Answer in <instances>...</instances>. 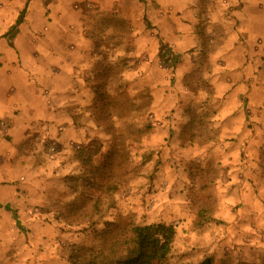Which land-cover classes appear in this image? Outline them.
<instances>
[{
	"label": "rangeland",
	"instance_id": "1",
	"mask_svg": "<svg viewBox=\"0 0 264 264\" xmlns=\"http://www.w3.org/2000/svg\"><path fill=\"white\" fill-rule=\"evenodd\" d=\"M29 1L0 0V36L30 19ZM52 1L31 4L49 16ZM245 2L55 6L92 50L94 98H73L70 123L31 138L41 157L28 174L47 197L10 229V264H72L104 232L152 223L177 228L167 264H264V6ZM96 168L117 190L100 217L75 222L65 214L103 195Z\"/></svg>",
	"mask_w": 264,
	"mask_h": 264
},
{
	"label": "crops",
	"instance_id": "2",
	"mask_svg": "<svg viewBox=\"0 0 264 264\" xmlns=\"http://www.w3.org/2000/svg\"><path fill=\"white\" fill-rule=\"evenodd\" d=\"M31 1L30 19L0 36V264H10V229L23 228L32 202L47 197L42 180L28 174L41 157L31 138L62 130L63 117L70 123L73 98H94L87 77L92 50L78 46L72 23L57 13L61 0L47 5L49 16ZM255 5L264 0L245 2Z\"/></svg>",
	"mask_w": 264,
	"mask_h": 264
},
{
	"label": "trees",
	"instance_id": "3",
	"mask_svg": "<svg viewBox=\"0 0 264 264\" xmlns=\"http://www.w3.org/2000/svg\"><path fill=\"white\" fill-rule=\"evenodd\" d=\"M114 164L112 157L108 168H112ZM91 174L94 179L101 176L103 195L90 192L82 206H75L68 215L65 214L75 222L100 217L110 192L117 190L116 185L105 180L106 172L96 168ZM92 188L93 184L87 185V189ZM103 234L98 246L74 248L71 254L72 264H167L173 252L177 228L165 223L133 224L120 231L108 230ZM198 264L215 262L213 258L206 257Z\"/></svg>",
	"mask_w": 264,
	"mask_h": 264
}]
</instances>
